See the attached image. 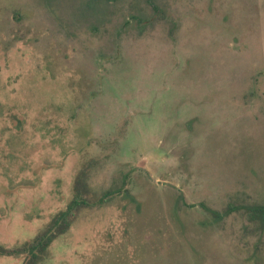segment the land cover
<instances>
[{"label": "rangeland", "instance_id": "obj_1", "mask_svg": "<svg viewBox=\"0 0 264 264\" xmlns=\"http://www.w3.org/2000/svg\"><path fill=\"white\" fill-rule=\"evenodd\" d=\"M85 166L136 206L80 218L42 264H264L247 215L264 205V0H0V247L66 210Z\"/></svg>", "mask_w": 264, "mask_h": 264}, {"label": "trees", "instance_id": "obj_2", "mask_svg": "<svg viewBox=\"0 0 264 264\" xmlns=\"http://www.w3.org/2000/svg\"><path fill=\"white\" fill-rule=\"evenodd\" d=\"M125 182L121 188H113L96 195L89 183V167H83L76 177L73 198L66 210L56 214L45 229L31 242L12 249L0 247V258H21L23 264H42L46 260L51 246L59 238L65 236L80 218L108 207L117 198L119 201H126L128 190L124 186ZM126 202L128 205L136 206L133 202ZM247 212L253 224H260L264 228V205L255 206L253 210Z\"/></svg>", "mask_w": 264, "mask_h": 264}]
</instances>
